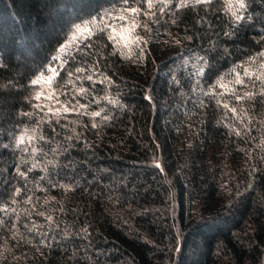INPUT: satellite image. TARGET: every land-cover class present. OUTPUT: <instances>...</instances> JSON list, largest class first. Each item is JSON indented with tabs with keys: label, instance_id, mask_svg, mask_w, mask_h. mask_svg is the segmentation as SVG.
Instances as JSON below:
<instances>
[{
	"label": "trees",
	"instance_id": "trees-1",
	"mask_svg": "<svg viewBox=\"0 0 264 264\" xmlns=\"http://www.w3.org/2000/svg\"><path fill=\"white\" fill-rule=\"evenodd\" d=\"M0 264H264V0H0Z\"/></svg>",
	"mask_w": 264,
	"mask_h": 264
},
{
	"label": "snow or ice",
	"instance_id": "snow-or-ice-1",
	"mask_svg": "<svg viewBox=\"0 0 264 264\" xmlns=\"http://www.w3.org/2000/svg\"><path fill=\"white\" fill-rule=\"evenodd\" d=\"M241 7H243V4H241ZM133 11H135V10H133Z\"/></svg>",
	"mask_w": 264,
	"mask_h": 264
}]
</instances>
